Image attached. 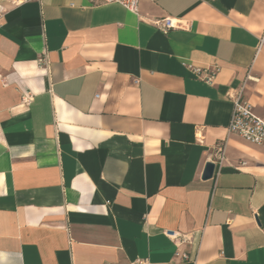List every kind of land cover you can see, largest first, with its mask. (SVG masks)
<instances>
[{
  "label": "crops",
  "instance_id": "obj_1",
  "mask_svg": "<svg viewBox=\"0 0 264 264\" xmlns=\"http://www.w3.org/2000/svg\"><path fill=\"white\" fill-rule=\"evenodd\" d=\"M243 85L264 115V0H0V264H264Z\"/></svg>",
  "mask_w": 264,
  "mask_h": 264
},
{
  "label": "built area",
  "instance_id": "obj_2",
  "mask_svg": "<svg viewBox=\"0 0 264 264\" xmlns=\"http://www.w3.org/2000/svg\"><path fill=\"white\" fill-rule=\"evenodd\" d=\"M103 4H120L130 12L138 13L141 0H99ZM154 24L164 33H168L169 30L174 28H180L183 25L181 20L166 17L163 19L155 20ZM41 62L44 65L48 64V56L44 53L41 58ZM194 72L197 77L209 84H213L216 76L218 75L219 68L217 66L201 68H194ZM247 79H254L248 75ZM245 85L241 87L237 94L232 95L233 111L228 124V132L235 134L243 139L264 148V115L256 112L254 106L246 99L244 94ZM29 97L25 98L28 101ZM214 163L218 166H222L226 160L225 149L226 141H220L215 145ZM243 164L246 161H242ZM216 170V169H215ZM216 172V171H215ZM214 172V173H215ZM166 235L177 242L181 238V233L178 231H166ZM183 258H187L186 253L178 252ZM136 264H146L145 260H138Z\"/></svg>",
  "mask_w": 264,
  "mask_h": 264
},
{
  "label": "water",
  "instance_id": "obj_3",
  "mask_svg": "<svg viewBox=\"0 0 264 264\" xmlns=\"http://www.w3.org/2000/svg\"><path fill=\"white\" fill-rule=\"evenodd\" d=\"M215 167L216 165L214 162L212 161L208 162L205 166L202 178L204 180L211 179L214 176Z\"/></svg>",
  "mask_w": 264,
  "mask_h": 264
},
{
  "label": "rangeland",
  "instance_id": "obj_4",
  "mask_svg": "<svg viewBox=\"0 0 264 264\" xmlns=\"http://www.w3.org/2000/svg\"><path fill=\"white\" fill-rule=\"evenodd\" d=\"M14 1H17V0H4V3H13Z\"/></svg>",
  "mask_w": 264,
  "mask_h": 264
}]
</instances>
